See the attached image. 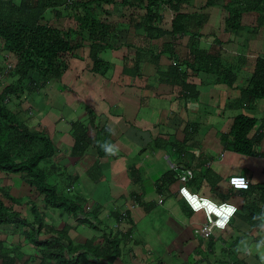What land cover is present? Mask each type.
<instances>
[{
    "label": "trees",
    "instance_id": "obj_1",
    "mask_svg": "<svg viewBox=\"0 0 264 264\" xmlns=\"http://www.w3.org/2000/svg\"><path fill=\"white\" fill-rule=\"evenodd\" d=\"M198 1H201V4L196 5ZM115 4L122 10L130 6L145 9L141 20L133 18L129 25L142 29L140 34L143 35L137 36L149 42L162 40L165 35L190 36L189 57L180 58L177 54L175 56L173 47L169 46L170 41H163L159 43L157 50L150 51V63L155 69L157 80L176 87L178 92H181L182 99L187 102L198 100L199 90L188 78L200 71L214 75L215 83L224 84L230 90H237L238 95L228 103L229 108L237 113L232 116L229 128L218 133L219 140L225 150L264 157V152L259 150L264 141V122L260 124L253 115L239 111L240 108L252 106L258 99H264V50L249 60L251 64H247L248 60L243 56L230 58L216 46L211 48L212 51L200 46V31L207 16L203 11L207 7L220 5L225 9L227 15L224 19V29L235 31L239 29L242 14L247 12L255 14L257 23L264 24V0H0V47L6 59L8 56L13 58L5 71L0 67V173L19 174L17 183L23 182L27 187L29 199L26 202L29 203L33 216V219H30L15 208L23 203L22 196H16L10 187L1 186L0 225L12 226V233L27 240L40 254L23 256L22 264L28 263L30 259H37V264H79L87 260L97 264H114V260L120 256L123 236H117L110 227L108 231L105 230L106 216L100 215L102 205L91 206L88 199L82 196H68L58 190L57 185L48 181L47 173L50 174L52 170L57 172L60 166L65 167L55 161L59 149L48 133L47 123L50 121L43 111L47 107L46 104L53 103L50 96L39 92L37 107L33 106L35 99H30L31 104L25 105L24 98H21L22 91L26 89L24 86H27L30 98L33 92L40 91L37 89L63 78L64 73L73 67L74 58H82L84 62L85 52H81L83 58L78 51L84 50L82 48L85 47H88L87 56L91 61L92 74L102 75L109 69L110 62L101 56L103 51L123 46L126 48V54L122 55L123 62L118 75L124 73L129 77H140L146 60H142L139 52L146 50L147 46H141L142 42L136 44L130 41H123L115 46L121 35L122 22L107 16L105 8ZM196 6L194 12L187 10ZM164 7L173 13L168 28L161 26L163 18L160 11ZM124 16L122 13L118 17L122 19ZM62 18L72 19L73 25L61 27L57 21ZM163 53H166L170 60L165 68L159 65ZM244 67L247 68L248 77L242 84L235 85V81L243 77ZM2 73L5 74L3 78L11 80L3 83L5 80L1 79ZM66 84L63 82L58 85L59 92L77 91L73 84ZM86 109L89 124L78 120L71 123L73 143L67 150L71 163L83 157L89 149H93L96 158L105 156L106 149L114 140L109 128L95 125L101 119L95 115L93 108ZM23 112H29L32 116L24 120ZM33 118H36V121L31 122ZM195 125L189 122L185 124L192 134L195 132ZM90 128L93 135L89 133ZM189 139L190 135L184 128L182 142L172 141L174 149L180 151L181 145L186 144ZM155 147L156 145L153 149ZM41 164L44 166L41 167ZM188 165L190 166L189 163ZM200 169L192 171L191 177L185 174L187 189L197 193L199 186H205L208 181L214 190L216 184L208 179L212 171L207 167ZM88 173H91V170H88ZM182 173L176 170L163 173L157 180L158 192H164L174 181L182 178ZM131 175H135V170ZM69 177L74 181L77 175L69 174ZM227 185L229 186L228 182ZM70 186L72 185L66 188L67 192ZM239 190L243 195V202L236 214H246V218L250 219L248 223L256 228L264 214V185ZM33 195L43 199V211L31 200ZM159 199L161 202V198ZM185 204L192 212L186 202ZM49 208H60L67 214H72L76 222H87L89 226L97 228L95 230H98L100 235L82 242L73 241L68 235L67 226L57 228L45 222V214ZM2 241L0 239V264H16V260L21 259L18 257V253H21L19 244L4 247Z\"/></svg>",
    "mask_w": 264,
    "mask_h": 264
},
{
    "label": "crops",
    "instance_id": "obj_2",
    "mask_svg": "<svg viewBox=\"0 0 264 264\" xmlns=\"http://www.w3.org/2000/svg\"><path fill=\"white\" fill-rule=\"evenodd\" d=\"M198 4H201V1H198L196 5ZM105 8L107 16L114 17L115 21L119 19L118 21L122 22L121 32L123 33L121 34V38H125V42L130 41L135 42L136 44H140L142 42L141 46H147L145 48L146 50H141L142 52H139L142 60H146L142 67V75L137 78H124L121 84H117L116 76L119 74L121 67L119 65H115L116 68L113 69L111 77L103 76L100 80H90L95 81L96 85L99 83V88L103 85L104 90L108 91L109 94L114 92L117 101H113V103L110 102L108 100V96H104L100 99L97 98L99 96H96L95 98H92L89 103L85 102V99H82L81 102L85 103H80V105L86 113H84L83 116H80L81 118L79 117L77 119L72 117L74 110L70 107H66V104H64L66 107V113L64 110H62L58 115L53 114L54 120L47 123V129L49 133L59 132L62 134L58 142L66 144V150L63 152L58 147L56 137L51 134L54 136L52 140L59 149V152L55 157V161L58 159L56 162L63 163L62 165L68 166L71 171V175L74 174L72 166L78 163L81 159V163H83L85 158L88 159L86 164H82L86 171L98 166V161L93 153V149H89V151L83 157L77 160L75 159V161L72 163L70 162V155L67 154L68 148H70L73 143L71 123L78 120L85 124H89V116L86 109L87 107L93 108L95 115L97 116H102L103 114L106 115L104 120H98L95 125L98 127L104 126L109 128L111 137L114 139L112 145L109 147L112 148L118 143L119 136L122 134L128 136L132 135V133L128 131L130 128L134 127L135 124L139 125L140 123L142 124L147 121L142 117L148 110L154 113L155 110H160L159 107L153 108L154 105L160 102V107H163V109L161 110V113L157 114V118L152 120L153 122L149 124V128L152 129V134L156 138V141L154 142L156 147L153 150L150 149V157L152 156L153 159H150L152 160L151 165L147 166L150 169H159L160 166H155L158 158L164 161V169H159V171H157V173L159 172L157 180L163 173L169 170H176L181 174V171L185 169H189L192 172L200 171L201 167H207L212 171V173L208 175L209 181L213 182L214 185H217L219 182H221L222 177L216 169L212 168V163L215 161V157L211 156L208 151H202V148L200 147L204 141H200L203 138V135H199L198 132L199 122L185 119V116L188 114H190V116H195V112L191 113L193 110L189 108L191 112L188 113V105L186 104L187 101L182 99L181 92H178L176 87L173 88L170 84L159 82L157 78H155V69L150 63V51L157 50L160 45L159 43L163 41H170L171 45L169 46L173 47L175 56L177 54L180 58L189 57L188 42L190 36L187 34H183L178 37L173 35H165V38L162 40H151V42H149L143 37L137 36L143 35L142 33L140 34V32H143L142 29L133 28L129 25L133 18H136L137 21L141 20L145 13V9L143 7L130 6V8H125L122 10L118 7V4H115L114 6H106ZM196 9L197 6L196 8H188L187 10L194 12ZM129 10H131V14L129 13L130 15L127 16L126 13ZM160 12L163 18L161 21V26L168 28L170 26V20L173 13L170 11V9H166L165 7L162 8ZM203 12H205L207 16L200 31V33H202V36L200 37L201 47L213 49L216 46L217 48H220L221 52H224L226 57L231 55L230 58L233 56H243L247 58V64H251L249 60L263 52L264 24L261 25L257 23L256 16H254L255 14L253 15V13L250 12L243 13L239 29L235 31H226L224 29V19L227 15V11L225 9H223L220 5H215L207 7ZM122 13L125 16L121 19L118 16H121ZM134 36L135 39H133ZM115 46H117V44H115ZM120 48L121 47H119V50ZM82 49L84 50L78 51V54L83 58L85 55V61L88 62L90 60L87 56L88 47ZM123 49V53L126 54V48L123 47ZM109 51L110 50L107 49L102 53ZM81 52H85V54L82 55ZM123 53L121 52L118 53V55H114L110 61L107 58H104V60H108L109 62H117L120 58H122ZM82 62V58H74L72 61L73 67H71L70 70L73 68L77 69L76 66ZM169 62L170 60H168L166 53H163L159 60V65L161 68H165ZM246 69L247 68L244 67L242 70L243 76L246 72ZM70 70H68V73ZM68 73H66V75ZM76 75L77 74L74 73V79L72 81L75 83L74 89L80 88V85L76 83ZM64 77L65 76L63 75V78ZM214 79V75H208L201 71L195 76H190L188 78L190 82L195 83L196 89L199 90L200 94L198 99L202 102L206 100L207 103L211 102L213 104L212 113L217 115H215L216 117H211V124L214 121L218 122L219 118L222 119L226 116L227 121H224L225 123H223L226 126L221 127V130L219 129L220 131H226L229 128L227 125L231 123L230 121L232 120V116L237 113L233 109L229 108L230 104L228 105V103L232 100V98L236 97L238 93L235 89H228V87L224 84L215 83ZM243 82L244 79L239 77L234 84L240 85ZM61 83H58L55 87L48 86L49 84H53V82L48 83L44 89L45 92L43 94H45V96H50V99L53 101V103H56V99L61 100L63 97L62 93L58 90V85ZM64 83H67L68 86L72 85L71 83L67 82L66 78ZM129 89L130 91L128 92ZM39 92L40 91H38V93ZM125 93L127 94L124 96ZM40 94H42V91ZM181 99L183 101H181ZM111 104L113 107L122 108L121 113H114L113 115L109 114V107ZM166 108L169 110H166ZM246 109L251 113V115L259 120L258 122L260 124L264 122V99L256 100L252 106H248ZM43 111L45 112L46 116L49 113H52L50 110H48V107H46ZM63 118L64 120H62ZM56 119L58 121L55 122ZM188 122L191 124H196V127H194L195 132L193 134L190 133L189 128L185 126V124ZM184 128L185 131H187V134L190 135V140L186 142V144L181 145L180 149H182L180 151L179 149L175 150L172 141L178 140L182 142L184 138ZM89 133L90 135H93L92 128L89 129ZM137 138L143 140L141 135H137ZM193 139H195V141ZM198 141L199 145H196ZM120 144L128 149L127 154H138L140 156V161L138 163L140 174L145 160L150 158L149 156L147 157L143 143L138 141L134 143L126 141L123 145V142L121 141ZM187 144L194 146L193 148H195L196 151L191 148H187ZM262 144L264 152V141ZM157 145L159 147H157ZM219 151V155H223V153H225L223 150ZM109 156L110 154L107 151V154L101 157V160L106 158L108 159ZM228 157L230 158L231 154L228 155ZM262 158L264 159V157ZM150 160L148 161L150 162ZM246 162L248 164H245L242 167H227V169H225V174H227V171H235L234 173L229 172L228 177L232 174H243L246 175L250 180L251 187L256 185H264V177L262 178L263 180H255L253 164L250 160H246ZM262 167V171L264 172V164ZM243 170H246L245 173ZM133 172V169L129 170V175L135 184L136 181H139L138 178L140 176L134 175L132 177L131 174ZM107 175H109L108 180L106 179L107 177H104V175L94 178L93 185L96 184V186L90 195L93 197V199L100 202L94 201L95 203L102 205L100 215L106 216L104 221L108 224V220L112 218L113 224L110 228H112L113 233H117V236H123L122 242L120 244V256L114 260V264H264V214L260 225L256 228L252 227V225L248 223L250 219L246 218V214H236L224 230L216 229L213 231V234L210 237L196 239L195 236H193L195 230L193 231L192 235L190 232L187 233L186 230L191 231L188 227L192 225V220L194 218L193 215L197 212H191L188 209L183 198L178 192L180 186H187L185 174L182 173V178H178L168 187V189L162 193L158 192L156 186L157 180H154L152 186L154 187L155 197H150L145 189L143 190L142 185L136 184L135 187L137 189L131 190L129 195L131 196L129 201V207L131 209L127 208L126 203L122 205L117 204V201L121 200V198L124 197V194L126 193L125 177H122L120 180L118 179V183H116L112 180L113 175L110 176L108 173ZM116 184L121 190H117V188L114 187ZM6 186L10 187L11 191H13V188H15L16 190H14V194L16 196H22L23 198L28 196L27 187L24 183H17L16 180L13 179L12 183L6 184ZM211 187V183L209 185L208 181H206V185L203 186L204 189H200L197 192H202L205 194L204 196L211 197L215 199V201L226 200L232 202V200H234L232 194L229 195L227 199L218 197L215 195L216 193ZM70 188L72 187L70 186ZM159 198H161V202L159 201ZM145 201L148 202L147 210H145V213H147L142 214L139 211V208L141 203L143 204ZM242 202L243 195L240 192L238 199L232 203L236 204L239 210ZM108 203H110V205H108ZM156 205H161V210L163 212L169 213L170 211L174 212L175 210L178 214L173 215L176 216V222L183 227V230L177 227H171L170 222L173 221H164L165 216L167 215V217H169L170 214H160L161 216L159 214H153L148 220L155 221L156 225H148V227L144 228L143 226L145 225L143 222L145 218L150 215L149 213L156 209ZM121 211H127L128 214L124 215ZM130 211H133L134 214H131ZM45 215L46 223L52 224L57 228L67 226V229H69L68 235L73 241L82 242L87 238H96L100 235V232L95 230L97 228L89 226L87 222H76L75 217L70 214H64L67 215L66 220H62L65 222L64 224L60 222L57 224L55 217H51V214L46 213ZM61 215L63 216V214ZM26 217L33 219L32 214H27ZM49 220L51 223L48 222ZM118 224H122L121 227H124L125 229H120ZM9 229V231H0V235L4 236V238L0 237V239L3 240V246H12L15 243H18L22 252L29 253V250H27L28 248L26 247L27 249H23L22 246L24 244H29L31 246V244L24 238L13 234V228ZM14 236H16L15 239H10V237ZM172 239L175 241L174 245L171 244ZM193 255H196V257H192ZM83 264L97 263L87 260L83 261Z\"/></svg>",
    "mask_w": 264,
    "mask_h": 264
},
{
    "label": "rangeland",
    "instance_id": "obj_3",
    "mask_svg": "<svg viewBox=\"0 0 264 264\" xmlns=\"http://www.w3.org/2000/svg\"><path fill=\"white\" fill-rule=\"evenodd\" d=\"M216 1H218V0H216ZM129 13L131 14V10H129L126 13V15L129 16L130 15ZM110 18H112V17H110ZM67 19H70V18H67ZM67 19L66 18L58 19L57 22L61 27L68 26V25L72 26L73 25L72 19H70V21ZM51 20L53 21L52 17H51ZM122 33L123 32H121V34ZM120 37H121V35H119V38L117 39V43H116L117 45H119L121 42H123L125 40V38H120ZM258 40H259V38H258ZM121 52L122 53L124 52L123 46L120 48V50L119 49L116 50V48H114V49L110 50L109 52L102 53L101 56L103 58H107L110 61L114 55H118V53H121ZM130 54H133V52H130ZM228 56L230 57L231 55H228ZM5 59H6V55H4V52L1 51V47H0V67H1V69L4 68L3 71H5V68L8 65L9 61H10V64L13 61V58L10 56H8L6 61H5ZM122 62H123L122 58H120L119 61H117V62L111 61L109 64V67H108L109 70L106 71V74L101 75V74H92V72H90L91 61L90 60L88 62L84 61V62H82L76 66L77 69L73 68L72 70L69 71V73H68V71H66L64 73V76H65L64 78H61L60 80L54 81L53 84H49V85L46 84V86L48 85L51 87H55L58 83L64 82L65 78H66L67 82L73 84V87H74V82H72V81L74 79L73 78L74 73H76L77 75H76L75 79L77 78L76 82L80 85V88H76V90L78 92L65 90L66 92L64 91L63 92L64 94L62 93L64 100L62 97L61 100L56 99V103L47 104L48 110H50L52 112V113H49L47 115L48 120L53 121L54 120L53 114L58 115L59 112L62 110H64L66 113V107H70L71 109L74 110V114L72 115V117L77 119L80 116H83L84 113H86L82 109L80 103H85V102L89 103V101L92 98H95L96 96H99V97H97L98 99L103 98L104 96H108V100L112 103H113V101H117L115 98L116 96H115L114 92H111V94H109L108 91L104 90L103 85L99 88V83L97 84L98 85L97 86L95 84V81H92L90 79L100 80L103 76L104 77H111L113 69L116 68L115 65L120 66V65H122ZM125 62L128 63L130 61H125ZM66 73H68V74L66 75ZM121 73H122V71H121ZM70 74H71V76H70ZM248 74H249L248 72L247 73L245 72V74L242 78L245 79L246 77H248ZM3 76L5 77V74L2 73L1 79L5 80L3 83H7L8 80H11V79H7V78H3ZM6 77H8V76L6 75ZM156 77H157V75H155V78ZM124 78L125 79L129 78V76L127 74H124V73L117 75L116 76L117 84H121L122 80H124ZM1 85H2V83L0 84V86ZM24 87H26V89L23 90L21 93V98H24L23 99L24 104L25 105L31 104L30 99H32L33 101L35 99V103H33V106L37 107V104H38L37 101L39 100L40 95L38 94V92L37 93L33 92L29 98L27 86H24ZM45 87H43L42 89L41 88L37 89V90H40V92L42 91V94H43L45 92V90H44ZM129 91H130V89L128 90V92ZM126 94L127 93H125L124 96ZM70 97H71V99H70ZM82 99H85L84 100L85 102H81ZM181 101H183V100L181 99ZM64 104H66V107L64 106ZM186 104L188 105V109H187L188 113L191 112L189 110V108H190L191 110H193L191 113L195 112V114H194L195 116H190V114H188L185 116V119H190L191 121L199 122L198 132H199V135L200 134L203 135V138L200 141H202V140L204 141L200 147L202 148V151L203 150L208 151V153H210L211 156L215 157V161L212 163V168L216 169L217 172L222 177L221 182H219L215 186V189H214V192L216 193L215 195H217L218 197H221L223 199H227L228 196L232 194L233 198H234V200H232V202H235V200L238 199L241 190L233 189L232 187H229L227 185L228 173L231 171H227V174H225L226 173L225 169H227V167L230 168V166L231 167L232 166H236V167L241 166L242 167L243 165L248 164L246 162V160H250L253 164V168L255 171L254 172L255 180L256 179L263 180L262 178L264 177V172L262 171V168H263L262 166L264 164V159L260 156L243 155L240 153H236L234 151L225 150L223 144L219 140V137H218L219 134L218 133L222 129L221 127L226 126L223 123H225L227 121V119L225 116L222 119L219 118L218 122L214 121L216 123L212 122V124H211V122H210L211 117H216L215 115H217V114L214 115L212 113L213 104L211 102L207 103L206 100H204V102H202L198 99L197 101H190L188 103L186 102ZM158 107L160 108V110L159 109L155 110V113L148 110L144 114V116L142 118L147 120L145 123H142V124L140 123L139 125L135 124L134 127L130 128V130H128L132 133V135L128 136V135L122 134L121 136H119L118 143L114 147L111 148V152H108L110 154L108 159L106 158V159L101 160V157L96 158L98 161V163H97L98 166H95L94 169H91V173H88V171H86V169L82 166V164H86V161L88 160L87 158H85L83 163H81L82 162V159H81L78 163H76L75 165L72 166L74 174L77 175V177L74 179V181H72L69 177V174H71V171H70L68 166H65V167L60 166V168L58 169L57 172L52 170L50 172V174L47 173L48 181L52 184L57 185L58 190L62 191L63 193H65L68 196H76L77 195V196H82L83 198L88 199V202L90 203L91 206L98 204V203L94 202L97 200L93 199V197L90 195L96 186V184L93 185L94 178H96L97 176H100V175H102V176L104 175V177H107L106 179L108 180L109 175H107V173L110 174V176L113 175L112 180H113V182H116V183H118V179L120 180V179H122V177H125L126 193L124 194V197L121 198V200L117 201L118 205L119 204L122 205V204L126 203L127 208L131 209L129 207V201H130L131 196H129V195L131 193L130 192L131 190L137 189L135 187L136 184L142 185L143 190L145 189V191L147 192V194L150 197H155L154 187L152 186V183L154 180H157V178L159 176V172L157 173V171H159V169H164V165H165L164 161L162 159L158 158V161L155 164V166H160L159 169L156 168L154 170V168L150 169L148 167L151 165L152 160H150V159H153L152 156L150 157V149H153V146H154L153 142L156 140L155 136L152 134V129L149 128V126H150L149 124H151L153 122L152 120L157 118L158 113H161V110L163 109V107H160V102L157 103L156 105H154L153 108H158ZM240 109L241 110H239V111H242L243 113H247V114L251 115V113L249 111H247L246 108H240ZM109 110H110L109 114L113 115L114 113L115 114L121 113L122 108L113 107L111 104V106L109 107ZM166 110H169V109L166 108ZM31 116H32V114H29V112H23V119L24 120L30 118ZM105 118H106V115H104V114L102 116H100L101 120H104ZM62 120H64V118ZM32 121L33 122L36 121V118L35 119L33 118L31 120V122ZM56 121H58V120L56 119L55 122ZM230 124H228L227 127H229ZM50 134H53L56 137L58 147L63 152H65L66 144L58 142L60 137L62 136V134H60L59 132L50 133ZM53 135H51L52 139L54 138ZM137 135H141L143 137V140L140 138H137ZM193 140L195 141V139H193ZM193 140H192V143H193ZM121 141L123 142V145H124V142H126V141H129L132 143L138 141L140 143H143V145H144L143 147L145 149V152L147 153V157L149 156L150 158L145 160L140 174H139V168H138L140 156L138 154H127L128 149L120 144ZM146 145H148V146L146 147ZM196 145H199V141L196 143ZM186 147L191 148L194 151H196V149L193 148L194 146H191L190 144H187ZM204 148H206V149H204ZM219 150H223L225 153H223V155H219V153H220ZM259 150L263 151V144L260 146ZM230 154H231V157L229 158L228 155H230ZM248 158H250V159H248ZM148 160H150V162ZM184 160H185V158H184ZM56 161H58V159H56ZM62 164L63 163H60L59 165H62ZM42 166H44V165L41 164V167ZM130 168H132L133 170H136L135 176H140L139 181H136L135 184L133 183V180L129 175ZM243 171L245 173L246 170H243ZM234 172L235 171H232L231 173H234ZM16 178H19V174H17V173H6V174L0 173V187L3 185L6 186V184L12 183L13 179H15L16 182H18L19 180H17ZM197 181L199 183H202L199 180H197ZM21 183H23V182H21ZM68 185H72L71 186L72 188L67 189V190H69L67 192L66 188L68 187ZM114 187H116L117 190H121L117 184ZM199 188L204 189L202 185H200ZM14 190H16V189L13 188V191H12L13 193H14ZM188 191H190V190H188ZM197 193L199 195H205L202 192H197ZM30 198H31V200H33L37 204L38 209L40 211H43V205H44L43 199L41 197L35 196V195H33ZM208 198H211V197H208ZM28 199H29L28 197H25L23 200V203L21 205L15 206V208L19 209L24 216H27V214H32L31 210H30V205L28 202H26ZM211 199H213V198H211ZM213 200H215V199H213ZM97 202H99V201H97ZM112 204H114V203H112ZM108 205H110V203H108ZM147 205H148L147 201H145V203H143V204L141 203L139 211L142 214H144L145 210H147ZM161 208H162L161 205H156V209H154L153 212L149 213L150 215L145 218V220L143 222L145 226H143V227L146 228V227H148V225L149 226L150 225H156L155 221L148 220L152 217L153 214H159V215L160 214H170L169 217H167V215L165 216L164 221L165 220L173 221V222H170L171 227H177V228H180L181 230H183L182 229L183 227L176 222V216L173 215V214H178V213L175 210H174L175 213L172 211H170L169 213L163 212L161 210ZM44 212H46V211H44ZM47 212H48V214H51V217H53V216L55 217V221L57 222V224H58V222L63 223V224L65 223L64 221H62V220H66V217H67V215H64V214H67L66 212H64V210H61L60 208H49V209H47ZM121 212H123V211H121ZM130 213L134 214L133 211H130ZM61 214H63V216ZM193 217L194 218L192 220V225L188 227L192 232L186 230L187 233L190 232L191 235L196 228L201 227L203 225V223L205 222V217H204V214L202 212L194 213ZM45 218H46V216H45ZM48 222L51 223L50 220ZM112 224H113V220H112V218H110L108 220V224H107L108 226L107 225L105 226V230L108 231L109 227H112ZM121 226H122V224H118V227L120 229H122V230L125 229L124 227H121ZM9 228H12V226H0V231L1 230L9 231L10 230ZM119 228H118V230H119ZM193 236H195V238L198 239V237L195 233L193 234ZM0 237L4 238V236H2V235H0ZM170 237H172V236H170ZM15 238H16V236L10 237V239H15ZM171 244H173V245L175 244V241L173 239L171 240ZM22 247H23V249L28 248L27 250H29V253H24L19 249L21 251V253L20 252L18 253V257H21V259L16 260V264H22L23 263L22 262L23 256L29 257V256H33V255H36V256L40 255L39 252L36 249H34V247H31L29 244H24ZM192 257L195 258L196 255H193ZM36 262L37 261H33L30 259L28 261V263H25V264H37ZM79 264H83V262H80Z\"/></svg>",
    "mask_w": 264,
    "mask_h": 264
},
{
    "label": "built area",
    "instance_id": "obj_4",
    "mask_svg": "<svg viewBox=\"0 0 264 264\" xmlns=\"http://www.w3.org/2000/svg\"><path fill=\"white\" fill-rule=\"evenodd\" d=\"M183 173L186 174L188 177H191V175H192V173L189 169L183 170ZM234 178H242L244 184L247 185V188L250 186V180L248 179V177L246 175L232 174L228 178V184L230 187H232L234 189H238L231 182ZM247 188H239V189H247ZM182 189H186V187L180 186L178 189L179 194L186 201L189 208L194 212H202L204 214V217H205V222L203 223V225L201 227L195 229V234L197 235L198 238H208L213 234V231L216 229L224 230L228 226V224L230 223L232 218L235 216L236 212L238 211V206L232 202H229L226 200L215 201L213 199L208 198L207 196L199 195L197 193H191L186 189L188 191V193H190L192 196L195 197L197 202L202 201V200H207L209 202V204L213 205L216 209H221L222 207H230V208L235 209V211H233L232 214L227 218V223L224 225V227H222V228L218 227L216 222L218 220L224 219V217L217 215L216 212H214V211H208L206 207H200L198 210H194L193 207L189 204L188 200L181 193Z\"/></svg>",
    "mask_w": 264,
    "mask_h": 264
},
{
    "label": "clouds",
    "instance_id": "obj_5",
    "mask_svg": "<svg viewBox=\"0 0 264 264\" xmlns=\"http://www.w3.org/2000/svg\"><path fill=\"white\" fill-rule=\"evenodd\" d=\"M106 151L111 152V148L106 149ZM231 182L238 189L239 188H247V185L244 184L242 178H234ZM186 189H182L181 193L188 200L189 204L193 207V209L194 210H198L200 207H206L208 211L216 212L217 215L224 217V219L218 220L216 222L217 226L221 227V228L224 227V225L227 223V218L232 214L233 211H235V209L234 208H230V207H222L221 209H216L213 205L209 204V202L207 200H202V201L197 202L195 197L192 196L190 193H188V191H187L188 189L187 190ZM189 192H191V191H189ZM191 193H193V192H191ZM184 202H186V201L184 200Z\"/></svg>",
    "mask_w": 264,
    "mask_h": 264
}]
</instances>
